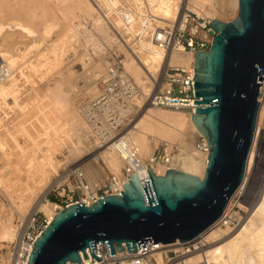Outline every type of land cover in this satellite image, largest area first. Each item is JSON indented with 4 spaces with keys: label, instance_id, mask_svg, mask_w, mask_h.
<instances>
[{
    "label": "bare ground",
    "instance_id": "bare-ground-1",
    "mask_svg": "<svg viewBox=\"0 0 264 264\" xmlns=\"http://www.w3.org/2000/svg\"><path fill=\"white\" fill-rule=\"evenodd\" d=\"M147 1L151 4L152 13L158 17V26L171 24L175 20L180 6L183 5L221 22L225 19L233 20L237 15V0ZM91 2L90 0H56V3L51 5L47 0H0V70L4 74L0 81V108L3 105L9 110L14 107L19 111V116L9 124L6 122L4 124L0 118V152L4 155L6 154L4 151L8 149V152L11 150L16 155L15 164H10L13 166L12 169L10 170L9 166H6L9 171L0 172L2 173L0 174V187L3 189L7 186L6 195L10 201L13 200L16 210L21 215L26 212L37 192L56 173L60 162L56 160L55 153H60L64 146V159L66 161L76 159L81 156L86 146L89 147L90 144L97 141L95 138L91 141L88 127L79 119L71 106L68 93L73 86L68 80L56 81L53 86L45 88L43 91L37 88L33 89V92V87L29 88L32 91L25 89L27 92L37 93L36 96L41 97L42 95L39 102L44 100L39 107L48 106L50 109H54L58 116L72 113L71 123L78 122V125H72V127L70 125L63 129L52 128L53 132L47 131L52 126V122L46 113L39 115L35 113L37 115L35 119L32 122L29 121L31 112L27 109L32 101L30 98V101L27 100L28 102L19 100L18 83L20 80L18 78L24 79L26 82L32 79L33 81L45 79L46 75L53 70L50 68L53 62L64 58L67 51L75 52L73 44L78 41V31L72 21L79 17L75 15V12L87 15L99 32L109 36L108 29L104 27L106 24L102 23L103 20L100 19L102 17L97 15L96 7L94 8V4ZM97 4L105 6V1ZM37 16L40 21L37 20ZM111 23L115 28L121 30L117 17L113 18ZM57 26L61 27H59L61 31L59 28L60 32L57 31L59 37L50 40V30L56 29ZM93 43L95 44V42ZM139 48L141 50L136 51L138 59L128 53L127 56L125 55L127 58L123 68L147 96L151 92L152 79L156 78L164 68L166 57L163 56L161 50L149 42H143ZM86 57L91 59L86 53L81 54L79 58L83 62ZM193 61L194 58L191 55H174L169 62L187 65ZM29 95L31 96V94ZM9 99L12 100L13 104L10 102L12 106L7 103ZM136 103L140 104V101ZM190 116L191 114L186 112L143 107L136 120H133V127L129 130L126 129L128 131L125 133V140L116 146L108 145L94 160L83 159V165L80 163L82 166H79V169L89 177L96 173L97 175L101 174L100 171L106 172V175L107 173L112 174L118 189H122L123 183L131 174H136L140 184L145 185L144 181L148 177L147 163L156 175H163L166 169H175L201 179L206 166L207 152L197 149L194 141L196 135L201 136L205 143L206 140L193 126ZM260 120L261 114L259 113L255 129L257 132H254L253 135L240 186L229 200L222 216L202 233L208 244L204 248V253L211 264L212 262L213 264H256L258 257L263 255H258L255 250V246H258L264 251V132L260 133L259 131ZM42 134H46V136L41 137ZM53 135L56 137H52ZM70 137H74V139L72 140ZM161 143L166 144L169 148L177 145L176 148L179 149L178 154L172 156L166 163L153 162L151 158L150 153ZM123 148L127 149L130 155L134 154L139 159L138 167L134 163L126 161ZM13 153L9 156H12ZM7 159L5 163H7ZM93 161H97L98 167ZM8 162L10 163V161ZM87 175L85 177H88ZM9 176L11 177L9 178ZM249 178L252 184H250V189L247 188ZM58 180L54 184H58ZM90 182L91 180L88 181V186L92 189ZM260 185L261 191L258 194L257 190ZM9 189L11 190L8 191ZM48 189L49 187L44 189V193L35 203L34 209L43 212L50 223L55 216L54 206L49 202L43 203L44 195ZM247 191L251 193L252 206L247 201L250 199L245 196ZM84 204L90 205L91 203L87 201ZM234 207L243 209L247 213L246 217L240 221L235 230L229 231L227 226L226 228L224 226L225 229H221L220 226ZM6 220L0 226V240L12 243L17 236L15 225L13 226L11 222V216ZM201 258L202 255L196 253L187 256L184 262L185 264H198Z\"/></svg>",
    "mask_w": 264,
    "mask_h": 264
},
{
    "label": "water",
    "instance_id": "water-1",
    "mask_svg": "<svg viewBox=\"0 0 264 264\" xmlns=\"http://www.w3.org/2000/svg\"><path fill=\"white\" fill-rule=\"evenodd\" d=\"M206 52H193L190 119L207 143L201 179L166 169L156 175L149 163L141 185L131 174L120 195L91 205L73 203L57 212L33 242L27 264H80L79 253L96 244L137 254L152 246L186 243L213 225L240 186L253 141L258 86L264 78V0H237L229 22L212 19Z\"/></svg>",
    "mask_w": 264,
    "mask_h": 264
},
{
    "label": "built area",
    "instance_id": "built-area-1",
    "mask_svg": "<svg viewBox=\"0 0 264 264\" xmlns=\"http://www.w3.org/2000/svg\"><path fill=\"white\" fill-rule=\"evenodd\" d=\"M91 1L95 5L94 7L101 12L104 21L111 26L119 42L126 47L128 54L137 58L136 51L141 50L139 48L141 44L149 42L161 50L163 56L166 57L164 68L158 73L156 78L152 79L153 84L151 85L150 94L145 96L143 93V104L138 108V111H142L143 107H147L192 114L196 107L193 103L196 98L194 97L192 81L194 61L187 65L171 64L169 61L174 55L193 56V52H206L210 47L213 37L206 29L209 27L208 23L213 18L183 5L180 6L178 14L171 24L158 26V17L152 13L151 4L147 0ZM101 1H105V6L97 4ZM116 17L120 21L121 30L115 28L111 23V20ZM3 76L4 74L0 70V81ZM117 80L129 88V94L136 95L142 93L131 76L125 72L124 68L115 63L109 66L106 82L101 88L100 97L96 102L91 104L89 121L93 130L99 131L102 129L100 125L103 123L95 115V112L99 113V110L106 105L108 100L117 95L115 88ZM258 94L260 95L256 99L258 103V115L259 113L261 114L259 131L262 133L264 132V78L261 85L258 86ZM254 132L256 133L257 131ZM125 133L108 140L101 138L102 142L100 145H103L102 143L112 146L119 145L125 140ZM194 142L197 149L207 152V145L201 136L196 135ZM122 151L125 159H127L126 161L134 163L138 167L139 159L134 154L130 155L125 148ZM174 151L178 152L175 146L169 148L166 144L161 143L151 153L152 161L166 163L171 159ZM128 178L126 181H128ZM116 184L114 176H110L104 184V190L101 195L89 192L86 194L85 199L78 198L72 200L69 198L64 201L57 200L50 204L54 206L55 214L73 203L84 204L88 201L93 204L103 196L120 195L122 189H118ZM82 190L84 191L83 187ZM48 221L46 216L37 211L32 212L22 220L16 233V239L9 244L7 249V264H27V257L32 250L33 242H35L39 234L49 224ZM207 245L202 233L186 243L175 242L165 245H155L135 255L126 252L124 244H122V252L118 253L115 250L113 255H109L106 244L99 245L97 243L95 245L96 248L92 249V253L96 258H100V260L96 261L92 258L88 248L84 251L86 260H84L83 253L81 252L79 253V259L80 264H185L184 259L187 256L197 253L202 255L198 264H211L204 253V248ZM66 264L77 263L68 262Z\"/></svg>",
    "mask_w": 264,
    "mask_h": 264
},
{
    "label": "rangeland",
    "instance_id": "rangeland-1",
    "mask_svg": "<svg viewBox=\"0 0 264 264\" xmlns=\"http://www.w3.org/2000/svg\"><path fill=\"white\" fill-rule=\"evenodd\" d=\"M47 2L53 5L56 3V0H51V1L47 0ZM91 3L93 4V2ZM94 6L95 5H93V7ZM95 10L97 11V15L99 17H102L100 18L101 20H103L102 23H104V25L106 24L104 27L108 29L107 34H109V36H106L104 33L99 32V30H97V28L93 25V22H91L92 20L89 17H87V15L85 14L83 15V14H79L78 12H75V15L77 17L78 16L80 17V18L78 17L79 19L76 18V20L72 21L74 26L75 27L77 26L76 29L78 31L77 32L78 41L73 44L75 52L73 50L67 51L65 53L64 58H62L58 62H55V63L53 62L50 67V68H53V70L51 71V73H48L46 75L45 79L44 78L42 80L35 79L34 81L32 79L26 82L24 79L18 78L20 79L18 82L19 83V95H20V96L18 95L19 100L21 102H28L27 100L30 98L32 101V103L28 106V109H27V110H30L31 112V118L29 119V121L32 122L37 115L46 113L47 116L51 118V122H52L51 124L52 126L49 127V129L47 130L48 132L50 131L53 132V129H58V128L63 129L64 127L66 128L67 126H70V125L72 127V125L73 126L78 125V122L71 123L72 121L71 117H73L72 113L65 114V115L61 114V116H58V113L55 112L54 109H50V107L48 106H45L43 108L39 107L44 99L41 102H39L42 95L41 97L36 96L37 93H33L34 92L33 89L39 88L43 91L45 88L53 86V83L56 81L64 82L65 80L66 81L68 80L73 86V88L71 89L72 91L70 90V92L68 93L71 106L75 110V114L79 117V119H81V121L88 127L90 131L89 137L91 138V141L94 138L97 139V141L90 144L89 147L86 146L81 156H79L76 159H70L67 161L64 159L65 157V149H63L64 146L62 150L60 151V153H55L54 156L56 160L60 162L56 173L53 174L48 179L46 185L39 192H37V194L31 201L29 207L27 208L26 212L23 215H21V213H19L16 210L13 204V200L10 201V198H8V196L6 195L5 190L7 189V186H5V188L3 189H1L0 187V226L1 224H4L5 220L6 219L8 220V218L11 216V222L13 226L15 225L16 233L20 227V223L22 222V220H24L32 212L37 211L40 214L44 215V213L41 212L40 210L38 211V209H34V205L39 200V198L42 197L44 193V189H46L47 187H49V189L44 195L43 203H46V202L53 203L57 200L64 201V200H68L69 198H71L72 200H76L78 198L85 199L86 194L89 192H92V193L95 192L97 195H101L103 193V190H104L103 187H104V184L106 183V180L110 176L112 177L113 175L112 174L109 175L110 173H107L106 175V172L100 171L101 174L98 173L99 175H97L96 173V175L94 174L95 177H93L94 175H90L91 177L90 178L87 174L86 175L88 177H85L86 175L84 174V171L82 170L80 171L79 166L83 165L82 163L83 159L85 160V158H90L91 160H94L96 157L99 156V153L101 151H104L106 147H108L109 144L102 143L103 145H100L102 142L101 138L102 139L106 138L108 140L114 136L123 135V133L127 132L131 127H133L134 121L136 120L139 113L141 112V111H138V108L142 106L143 104V95L141 97V94H143V92L141 94L131 95L129 94V88L125 86L124 83L117 80L115 84L117 95L113 97L111 100H108L106 105H104L99 110V113L97 111L95 112V115L98 116L99 119L101 120V123H103L100 125L102 129L99 131L93 130L90 124L89 120H90L91 104L96 102L98 98L100 97L101 88L103 84L106 82V76L109 71V66L115 63V64L120 65L123 68L124 62L127 58L126 54L128 53V50L126 49V47L121 42L119 43V39L116 36L115 32L112 30L111 26L107 24L106 21H104V18L101 12L97 10L96 8ZM207 10H210V9L207 8ZM37 20L40 21L39 16H37ZM37 20H35L36 23H38ZM229 21L230 19L223 20V22H229ZM59 27L57 26L56 29L52 28L53 30H50L51 31L49 34L50 40H55L59 37L58 32H57L61 28ZM63 34H65V32H63ZM109 39L110 40L112 39V40L110 41ZM93 42H95V44ZM84 53L88 54L91 57L90 59L91 61L89 60V58L86 57L84 58L85 60H83L82 62V60L79 57L81 56V54L83 55ZM133 81L135 80L133 79ZM135 84L140 89L139 85H137V83ZM30 87L31 88L33 87L32 88L33 92H30L32 91L31 89H29ZM25 89L30 90V91L27 92V90ZM140 91L142 90L140 89ZM29 94H31V96ZM137 101H140V104L136 103ZM10 102L12 103L11 99L7 100V103L10 106H12L13 103L11 104ZM12 109L9 110L7 109V107H4L3 105L0 108V118H2L4 124L5 122L9 124L10 121L12 122L14 119H16L19 116L18 109L17 108L14 109V107ZM35 113H37V115H35ZM2 114L5 116V118ZM7 117L10 118L11 120L8 119ZM126 129L128 130L126 131ZM43 136L45 137L46 134L41 135V137ZM52 137H56V135H53ZM70 138L72 140L74 139V137H70ZM175 147H177V145ZM155 148L153 149V151L155 150ZM6 149H7V146H6ZM177 150L179 152L178 148ZM9 151L10 152H8V149L4 151V153H6L8 156L6 154L3 155L0 152V163L1 164L3 163L2 165L0 164V167H1L0 172L6 171L8 168L11 170L13 167L12 165L15 164L14 163L16 161L15 152L13 153V151L11 150ZM178 152L174 151L173 156L177 155ZM11 153H13L12 154V156L14 155L13 157L9 156ZM5 158L7 159L8 165L7 163H5L6 162ZM11 160L13 161L11 162ZM8 161H10V163ZM93 162L95 163V166L98 167L97 161H93ZM80 163H82V165H80ZM6 166L7 167L9 166V167L6 168ZM10 177L11 176H9V178ZM89 179L91 180L90 183L93 187L92 189H90L91 187L88 186V181H90ZM56 180H58L57 181L58 184L57 183L54 184ZM250 184H251V179L249 178L247 181L248 189H250ZM82 187L84 188V190L86 188V190L83 191ZM10 190L11 189H9L8 191ZM248 191H247L248 194L246 193L245 196L247 197V199H250L251 193ZM260 191H261V185L259 186V189L257 190L258 194L260 193ZM247 201L249 205H251L253 202L251 199ZM234 211H235V215H234ZM246 215L247 213L243 209L234 207L233 210L230 212V214L225 218L224 222L222 223V226H220L221 229H225L227 226V228L229 227L228 228L229 231L235 230V228L239 226L240 221L244 219ZM9 244L10 242H4L0 240V264H7L6 256H7V249L9 247ZM255 250L258 255L263 254L262 256L258 257L256 264H264V251L258 246H255ZM215 264H225V263H215Z\"/></svg>",
    "mask_w": 264,
    "mask_h": 264
}]
</instances>
